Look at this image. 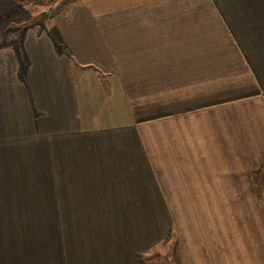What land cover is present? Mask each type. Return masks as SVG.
Returning <instances> with one entry per match:
<instances>
[{
  "label": "crops",
  "instance_id": "obj_1",
  "mask_svg": "<svg viewBox=\"0 0 264 264\" xmlns=\"http://www.w3.org/2000/svg\"><path fill=\"white\" fill-rule=\"evenodd\" d=\"M47 19L59 48L27 28L24 82L0 42V155L21 152L40 219L88 222L51 264H156L175 227L181 264H264V0H81Z\"/></svg>",
  "mask_w": 264,
  "mask_h": 264
},
{
  "label": "rangeland",
  "instance_id": "obj_2",
  "mask_svg": "<svg viewBox=\"0 0 264 264\" xmlns=\"http://www.w3.org/2000/svg\"><path fill=\"white\" fill-rule=\"evenodd\" d=\"M79 1L81 0H19V3L16 2L17 4L14 5L15 7L19 5V8L13 12L18 17L16 24L19 26L24 24L21 38L27 28L38 24L45 29L59 48L60 44L56 40L58 35L53 22H49L47 18L66 15L68 8ZM15 51L20 63L18 78L24 82V73L27 70V65L24 63L28 62V59L24 57L23 43L16 45ZM1 155L0 185H4V188H0V254L5 256L6 260L21 264H51L56 260L59 263L61 261L66 263L67 246L73 244L79 246L85 239L84 231L73 229V226L85 229L88 222H80L82 225L79 226L78 222L40 219L39 213L32 211L30 190L21 189V152H7ZM173 232L175 237L169 232L172 240L165 244L160 241L151 248L160 264H168L172 242L178 240L176 227ZM190 234L193 235V233ZM190 240L195 247L193 237ZM207 248L210 247L202 248V250ZM245 255L247 253L232 252L233 260L230 264H244L243 260L237 261L235 257Z\"/></svg>",
  "mask_w": 264,
  "mask_h": 264
},
{
  "label": "trees",
  "instance_id": "obj_3",
  "mask_svg": "<svg viewBox=\"0 0 264 264\" xmlns=\"http://www.w3.org/2000/svg\"><path fill=\"white\" fill-rule=\"evenodd\" d=\"M23 28H24V24H21V26H19L18 24H16V20H9L4 25L3 29H0V39H3V42L5 44L15 47L16 45L21 44V34L23 32ZM30 195H31L30 202H32L31 204H33V202L36 201L40 197V195L34 196V190H30ZM38 207L39 205L35 207L33 204L32 211L38 212L37 211ZM169 240H172L170 233H168L163 238L162 243L165 244ZM177 247H178V244L174 240L172 242V247L170 249L171 253H169L170 258L168 260V264H181L177 256ZM144 257L146 260H154L156 264H160V261L157 259L156 254L152 252V250H149L148 252H146Z\"/></svg>",
  "mask_w": 264,
  "mask_h": 264
}]
</instances>
